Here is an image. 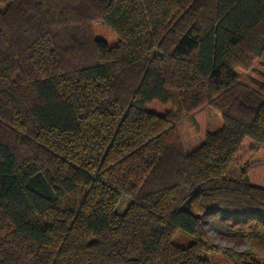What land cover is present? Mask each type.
I'll return each mask as SVG.
<instances>
[{"label":"trees","instance_id":"obj_1","mask_svg":"<svg viewBox=\"0 0 264 264\" xmlns=\"http://www.w3.org/2000/svg\"><path fill=\"white\" fill-rule=\"evenodd\" d=\"M260 56L264 0H0V264H264V75L234 71ZM171 91L206 109L190 150L146 109Z\"/></svg>","mask_w":264,"mask_h":264},{"label":"rangeland","instance_id":"obj_2","mask_svg":"<svg viewBox=\"0 0 264 264\" xmlns=\"http://www.w3.org/2000/svg\"><path fill=\"white\" fill-rule=\"evenodd\" d=\"M91 31L93 37L101 38L109 46L116 42V35L113 31L100 21L96 20L91 23ZM234 71L239 79L246 81L251 87L256 88L263 80L264 57L260 56L256 58L249 71H244L238 68H234ZM225 82L226 81L221 84L222 87L225 85ZM146 109L155 111L159 114L172 111L175 116H177V129L188 150L195 147L202 140L207 121L205 107L198 108L191 113L183 112L177 91H171L170 97L166 103L162 104L158 101H152L146 105ZM248 145L249 139H245L237 156L241 162H244L247 158ZM261 156V163L253 168L250 176L254 182L259 184L264 183V153H261ZM229 221V217H227V214L224 212H207L202 217V227L205 229L212 243H214L218 249L230 247L234 251L245 250L248 246L247 240H243L241 245L235 246L232 241L226 239L228 235H232ZM179 237L181 240L187 238V236L183 234ZM207 257L209 258L210 264H228L226 256L221 250L216 252L211 251L207 253Z\"/></svg>","mask_w":264,"mask_h":264},{"label":"built area","instance_id":"obj_3","mask_svg":"<svg viewBox=\"0 0 264 264\" xmlns=\"http://www.w3.org/2000/svg\"><path fill=\"white\" fill-rule=\"evenodd\" d=\"M188 264H192V263H188Z\"/></svg>","mask_w":264,"mask_h":264}]
</instances>
